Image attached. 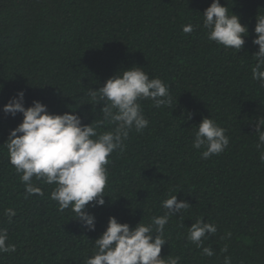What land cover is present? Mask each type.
<instances>
[{"label":"trees","instance_id":"1","mask_svg":"<svg viewBox=\"0 0 264 264\" xmlns=\"http://www.w3.org/2000/svg\"><path fill=\"white\" fill-rule=\"evenodd\" d=\"M210 3L0 0V229L16 246L14 253H0V264H84L109 216L133 227L147 224L175 194L191 207L165 226L162 257H179V264H223L225 256L232 264H264V162L254 134L264 120V87L252 78L255 17L264 14V0H220L248 25L238 53L208 40L201 13ZM189 23L194 30L184 33ZM133 65L161 78L172 103L156 108L140 101L149 125L131 130L124 150L108 157L105 205L89 207L96 230L87 231L49 198L56 185L34 177L43 195L26 193L4 146L22 114L5 115L3 105L22 89L26 107L40 100L52 113L72 108L89 124L102 119L103 104H91L86 90ZM204 117L229 137L225 151L208 159L192 147ZM7 209L15 211L11 220ZM201 218L217 227L203 240L212 257L187 239L188 227Z\"/></svg>","mask_w":264,"mask_h":264},{"label":"clouds","instance_id":"2","mask_svg":"<svg viewBox=\"0 0 264 264\" xmlns=\"http://www.w3.org/2000/svg\"><path fill=\"white\" fill-rule=\"evenodd\" d=\"M202 27L207 30L209 41L234 49L237 53L245 44L249 34L247 24L241 17L220 0H211L204 9ZM194 26H182L184 33H191ZM252 44L258 46L253 53L256 60L252 68L253 80L264 87V14L257 13ZM92 102L102 103V119L83 123L76 110L52 113L45 103L33 100L25 106V93L18 90L3 105L5 115L22 114L21 122L10 130L4 146L9 162L16 169L29 196L43 195L41 187L32 183L33 178L47 185H56L50 199L57 202L59 211L71 210L81 226L87 231L96 230L95 214L89 207L105 205V187L108 182V157L114 151H123L129 132H142L149 125L140 101L150 100L156 108L171 105L169 86L159 78H150L142 66L133 65L110 76L98 89L88 88L84 93ZM105 125H113L111 130L99 131ZM192 147L203 149L202 159H208L225 151L229 145L226 129L214 119L204 117L196 125ZM254 134L258 137L256 147L261 149L260 160L264 162V120L255 123ZM27 198V197H26ZM163 215L152 216L150 222L137 223L134 227L127 222H119L109 216L102 234L94 240L93 254L84 264H179V257L170 254L161 256L165 226L173 216H177L191 205L177 194L169 195L161 201ZM9 220L15 215L13 209L5 213ZM217 232V227L197 219L188 227L187 239L202 248L203 254L212 257L214 251L205 247L203 240ZM230 236L231 233H228ZM7 229H0V253H14L15 244L8 242ZM222 251L227 252V247ZM223 264H232L225 256Z\"/></svg>","mask_w":264,"mask_h":264}]
</instances>
